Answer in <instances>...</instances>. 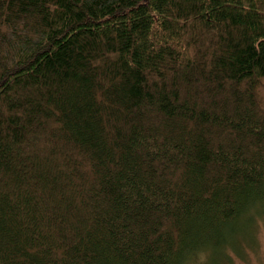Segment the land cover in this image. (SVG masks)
<instances>
[{"label":"trees","instance_id":"16d2710c","mask_svg":"<svg viewBox=\"0 0 264 264\" xmlns=\"http://www.w3.org/2000/svg\"><path fill=\"white\" fill-rule=\"evenodd\" d=\"M264 225V0H0V264H232Z\"/></svg>","mask_w":264,"mask_h":264},{"label":"rangeland","instance_id":"374dc122","mask_svg":"<svg viewBox=\"0 0 264 264\" xmlns=\"http://www.w3.org/2000/svg\"><path fill=\"white\" fill-rule=\"evenodd\" d=\"M257 238L256 251L250 252L245 259L235 257L232 264H264V225L259 228Z\"/></svg>","mask_w":264,"mask_h":264}]
</instances>
